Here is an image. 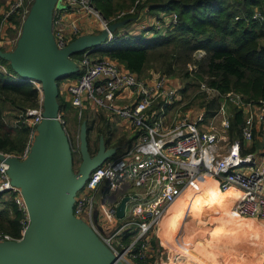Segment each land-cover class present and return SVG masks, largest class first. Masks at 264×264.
<instances>
[{
    "label": "built area",
    "instance_id": "1",
    "mask_svg": "<svg viewBox=\"0 0 264 264\" xmlns=\"http://www.w3.org/2000/svg\"><path fill=\"white\" fill-rule=\"evenodd\" d=\"M22 1L11 0L3 13V20L19 11ZM69 1L78 10L93 16L99 23L100 32H107V39L116 38L109 29V20L92 0ZM147 2L135 0L126 11L122 10L116 16L134 13L138 7L148 6L145 5ZM160 17L164 18L163 15ZM252 18L264 20V15L255 11ZM60 19L55 3L51 29L55 44L61 49L69 42L59 28ZM176 20L174 12L165 23ZM72 29L74 33L78 32L75 24ZM73 61L78 75L66 84L71 105L78 109L79 114L85 101L103 107L128 122L136 134L128 150L103 160L89 172L83 186L76 191L72 204L73 216L94 232L116 262L155 264L150 262L154 250L151 236L157 232L160 219L169 205L198 177L205 182L215 180L222 190L236 189L239 197L234 206L235 213L264 220V147L260 151L243 148L252 142L255 130H264L263 101L245 102L239 94L229 92L220 96L223 99L220 107L207 124L204 123V113L195 120H190L185 114L169 122L165 109L177 99L178 85L165 75L140 77L115 60L92 57L88 51ZM33 83L40 92L39 104L27 108L16 119L28 125L24 147L18 154L0 151V193L9 194L20 211L19 235L0 231V243L20 240L32 222L23 189L13 182L9 174L11 164L7 158L27 159L39 135V125L44 118L43 96L40 83ZM229 104L244 115L238 136L231 140L226 135L232 126L227 115ZM58 118L64 127L60 111ZM214 119L219 121V125L213 123ZM118 191L122 193L116 199ZM98 193L101 204L97 210L102 216L101 224L115 225L109 234L103 233L95 213ZM123 196H128V199L124 214L119 218L115 210Z\"/></svg>",
    "mask_w": 264,
    "mask_h": 264
},
{
    "label": "trees",
    "instance_id": "2",
    "mask_svg": "<svg viewBox=\"0 0 264 264\" xmlns=\"http://www.w3.org/2000/svg\"><path fill=\"white\" fill-rule=\"evenodd\" d=\"M92 1L105 16L129 7L134 2ZM145 5L153 11L175 12L177 21L172 23L170 29L173 32L153 39L142 35L107 39L106 44L97 51L109 55L141 77L149 66L169 76L178 74L187 80L181 92L191 85L204 83L215 89L218 96L234 92L245 102H264V20L252 18L255 7L264 15V0H148ZM198 49L203 50L204 54L195 58L193 52ZM81 53L83 50L74 52L72 56L77 57ZM189 63L194 67H188ZM74 75L66 73L58 79V84L62 79ZM17 76L10 60L0 52V151L11 154L22 151L28 134V125L16 119L27 108L38 106L40 95L33 82L19 80ZM57 100L61 111L68 102L60 94ZM6 104L11 106V112H20L13 115L15 121L12 123L4 120L3 108ZM232 112L237 126L242 121L241 110L233 107ZM2 195L0 193V231L18 236L20 211L12 198ZM246 218L253 221L248 232L250 236L255 234L254 250L260 252L264 245V223ZM172 236L176 240L174 233ZM197 248L202 249V252H196L197 256L204 264H209V254L203 246L197 245ZM230 252L243 264L240 251L230 249Z\"/></svg>",
    "mask_w": 264,
    "mask_h": 264
},
{
    "label": "water",
    "instance_id": "3",
    "mask_svg": "<svg viewBox=\"0 0 264 264\" xmlns=\"http://www.w3.org/2000/svg\"><path fill=\"white\" fill-rule=\"evenodd\" d=\"M55 3L56 0H35L17 46L12 53H1L10 60L18 77L40 83L44 118L29 157L7 158L11 164L9 174L23 189L32 222L20 240L0 243V264H121L72 214L76 191L107 156L99 151L91 157L83 144V160L75 172L65 128L58 118V79L68 73L69 66L77 72L72 54L90 47L88 52L95 50L107 39V32L82 36L58 48L51 29ZM127 199L123 196L116 206L119 218Z\"/></svg>",
    "mask_w": 264,
    "mask_h": 264
},
{
    "label": "rangeland",
    "instance_id": "4",
    "mask_svg": "<svg viewBox=\"0 0 264 264\" xmlns=\"http://www.w3.org/2000/svg\"><path fill=\"white\" fill-rule=\"evenodd\" d=\"M10 1L11 0H0L1 53L13 52V50L17 46L20 37L22 36L26 18L29 16L33 4L35 2V0H23L19 11L14 13L13 16H10L7 19L3 20V13L8 8V4ZM129 7H126L122 10L126 11ZM141 7H138L134 13H126L122 17L116 16L122 10L117 11L110 16H105L102 14L105 18L109 20V26L112 24H116L115 28H113L111 31L113 32V34H115L117 39L129 36V33L127 32H118V25L120 23L125 24V22H130L131 19L137 17L139 12L142 10ZM145 10L146 12H153V14L156 15V18L154 19V22L152 24L153 26H151L152 28L154 27V29L145 28L144 30V34L145 31L147 32L145 35L155 32L152 35H156L149 39H153L162 35H168L173 32V30H170L172 22H165L170 19V16L172 15V13L174 14V12H167L161 10L153 11L150 9V6H146ZM255 11H259V9L255 7L254 12ZM161 15H163L164 18L157 19V16L160 17ZM238 17L239 16H235V18ZM176 21H174V23ZM140 35L144 37L143 34ZM152 35H150V37ZM97 49L92 50L91 52H89V54L92 57L96 58H111L109 55L97 51ZM203 54L204 51L201 49H198L193 52L195 58H199ZM81 55L82 53L77 57L72 56L71 59L79 58ZM188 67L192 68L194 66L193 64L189 63ZM68 72L73 73V75L75 74L74 77L78 75V72H76L72 66H69ZM152 75H165L172 82L176 84L178 83V97L169 108L170 120L177 117H182L185 114H188L190 120H195L198 115L204 113V123L207 124L212 119V115L219 109L220 103L223 100L222 97L217 95L215 89L207 87L204 83L191 85L184 92H181V87H183L185 81H187L183 79L182 76L178 74H176L175 76H169L161 72L159 69H155L149 66L143 73V77H150ZM60 86L63 85L60 84ZM59 94L61 95L60 91ZM61 97L63 96L61 95ZM68 103L66 105H63L62 110L60 112L62 115V119L65 121L64 128L71 149L72 168L75 172L78 171L83 160V144L86 147L88 155L91 157L97 154L99 151H102L106 154L107 158H114L124 153L134 143L136 134H134L135 132L132 130V128L129 127L128 122L123 121L124 119L112 114L105 108L99 107L88 101H85L81 113L79 114L78 109L70 105L71 103ZM217 104L219 105L217 106ZM233 107L235 108L234 105L229 104L228 111L229 108L230 111L233 110ZM19 113L20 112H18L17 110H13V112H11V106L9 104H6L3 108L4 120L6 122H14L15 116L13 115ZM213 123H217L218 125V120L214 119ZM233 134L235 135L234 131ZM209 186L210 185L204 184L196 185L162 217L159 222V226H157L159 229L157 228V232L155 231L151 236L154 249L157 248L156 251L158 252L157 253L155 251L156 254H152V257L150 258V261L152 263L155 262V259H158L161 256H163V259L166 258V253H164L163 251L164 248L160 246L159 237V233H162L163 230L169 233L172 239L175 241L177 245L178 255L184 252V249H187V252L190 251L194 257L200 259V257H198L196 254V252H202V249L197 248V245H200L203 246L207 254H209L207 258L209 264H238L239 261L230 252V249L240 251L239 255L241 256V260H243V264H258L263 259L264 245L261 246L260 252H256L254 250L256 244V236L255 234L250 236V233L248 232L249 228H251L253 221L247 219L246 217H240L238 215L235 216V210L233 206H224L223 208L218 210V208L222 206V204L220 205L219 203L227 202L226 198H222V196L219 195V199L215 202L217 195H214L211 192L214 190V188ZM207 190L210 193L204 192ZM122 191H118L117 193H115L116 199L120 197ZM226 196H229V194H226ZM96 200L97 203L95 207V213L97 214L98 222L100 223V228L103 233L109 234L115 228V225L103 223L101 224L102 216L97 210L99 209V206L101 204L99 193L96 195ZM214 202L215 204H218L215 211L212 210V205ZM208 203H210V205L207 206ZM257 220L264 223V220ZM194 224L197 225L194 227ZM226 226H230V228H235V239L239 242H242V245L237 246V244L233 241L234 239L232 240V238L228 236L225 237L219 234V229L221 227ZM262 231V235L264 237V230L262 229ZM172 233L177 236V238L175 237L176 240L172 236ZM183 234L185 236H181ZM166 235L167 234H165L164 236ZM156 243H158L157 246ZM166 248L173 249L172 252L176 251L173 247L166 246ZM204 249L203 251L205 252ZM248 251H250V253H248ZM220 252L222 253V256H219ZM178 255L176 256L178 257ZM227 255H229L230 258H228ZM156 256L157 258H155ZM178 259L179 261L183 260V256Z\"/></svg>",
    "mask_w": 264,
    "mask_h": 264
},
{
    "label": "crops",
    "instance_id": "5",
    "mask_svg": "<svg viewBox=\"0 0 264 264\" xmlns=\"http://www.w3.org/2000/svg\"><path fill=\"white\" fill-rule=\"evenodd\" d=\"M56 6H57L58 13L61 17V19L59 21V28L63 31V33L67 37L69 43L74 41L75 39H77L79 37H82V36H94V35L100 33L101 30H100V26H99L98 21L93 16L88 15V14L78 10V8L73 3H71L69 0H56ZM155 18H156V15L153 14V12H146L145 8H142V10L139 12L137 17L131 19L130 22H127V23L125 22V24L121 23L120 25H118L117 29H118V32H120V33L127 32V33H129V35L143 34L144 38L149 39V38H152L153 36L156 35V34L152 35L155 32L145 35L147 32L145 31V34H144V30H145V28H147V29L152 28L151 26H153L152 24H153ZM157 19H161V17L157 16ZM73 24H75L78 28L77 33L73 32V29H72ZM152 29H154V27ZM150 35H152V36L150 37ZM90 48H88V49H90ZM87 50H85V51H87ZM75 78L76 77H66L65 79H62L60 81V83L58 84L59 85V91H60L61 95L65 98V100H68L69 103H70V101H69V95L66 92V84L69 83L70 81H73ZM60 84H62L63 86H60ZM177 85H178V83H177ZM171 105L172 104L168 105L165 109L168 113V114L166 113L168 121L173 120V119L170 120V118H169V111H170L169 108L171 107ZM227 115L231 121L232 126L227 131L226 135H227V138L229 140H231V139L235 138L236 136H238L239 128H240V125L243 121L244 115L241 111L242 121L239 122L237 124V126L235 125L234 120H233L234 114H233L232 110L230 111V108L228 111V106H227ZM123 121H125V120H123ZM215 125L217 126V123ZM218 125H219V121H218ZM233 131H234L235 135L233 134ZM248 147L250 150H254V151H260L264 147V130H259V129L255 130L254 138H253L252 142L245 145L243 148L245 149ZM209 187L215 188L213 185H210ZM2 196L4 198L10 197L9 194H3ZM237 200H238V198H237ZM165 234H167V235L164 236ZM159 235H160L159 236L160 237V246H162L164 248L163 251H164V253H166V258L163 259V256H161L160 258L155 259V264H165V263L166 264H178V263L203 264L202 261L199 258L194 257L190 251H188V252L184 251L178 255L177 245L169 233H167L163 230L162 233L161 232L159 233ZM157 244L158 243H156V246H157ZM166 246L173 247L176 251L172 252L173 249H167ZM156 250H157V248L152 250L153 255L156 254V252H157ZM160 251H162V250H160ZM170 254H171V257H170ZM176 255H178V257ZM181 256H183V260L179 261L178 258H180ZM227 257L230 258L229 255H227ZM155 258H157V256ZM241 261H243V260H241ZM258 264H264V257Z\"/></svg>",
    "mask_w": 264,
    "mask_h": 264
},
{
    "label": "bare ground",
    "instance_id": "6",
    "mask_svg": "<svg viewBox=\"0 0 264 264\" xmlns=\"http://www.w3.org/2000/svg\"><path fill=\"white\" fill-rule=\"evenodd\" d=\"M107 40V39H106ZM106 40L101 44V45H104L105 43H106ZM100 45V46H101ZM100 46H98V47H100ZM20 80H23V79H21V78H19ZM198 184H204V185H213L215 188H214V190L213 191H211L214 195L216 194L217 195V198L215 199V202L219 199V195H221L222 196V198H226V201L227 202H222V203H219L220 205L222 204V206L221 207H219L218 208V210L219 209H221V208H223L224 206H235V204L237 203V198H238V196H239V192L236 190V189H234V188H228V189H226V190H222V189H220L219 187H218V185H217V182L215 181V180H210V181H208V182H205V181H203L202 180V178L201 177H198V178H196L195 180H193L189 185H188V187H186V189H184L183 190V192L177 197V199L175 200V201H173L170 205H169V207L166 209V211L163 213V215H162V217L168 212V210H170L175 204H177L180 200H181V198L184 196V195H186L187 193H189L196 185H198ZM204 192H206V193H210L208 190L207 191H204ZM226 194H229V196H226ZM215 202L213 203V205H212V210L213 211H215L216 210V208H217V206H218V204H215ZM219 205V206H220ZM237 214L235 213V216H236ZM239 216V215H238ZM162 217H161V219H162ZM240 217H244V216H240ZM160 219V220H161ZM253 219H255V218H253ZM255 220H257V219H255ZM257 221H259V220H257ZM261 222V221H260ZM219 234H221L222 236H225V237H230V238H232V240L234 241V243H236L237 244V246L238 245H242L243 243L242 242H239L238 240H236L235 239V228L234 227H231L230 228V226H226V227H221L220 229H219ZM221 232V233H220Z\"/></svg>",
    "mask_w": 264,
    "mask_h": 264
}]
</instances>
